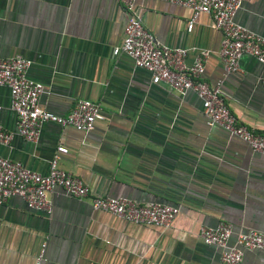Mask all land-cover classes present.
<instances>
[{
  "label": "crops",
  "instance_id": "crops-1",
  "mask_svg": "<svg viewBox=\"0 0 264 264\" xmlns=\"http://www.w3.org/2000/svg\"><path fill=\"white\" fill-rule=\"evenodd\" d=\"M142 23L162 44L189 48L190 64L208 51L203 78L222 77L221 31L201 13L191 29L187 7L135 0ZM233 20L264 37V0H242ZM125 15L115 0H0V58L30 60L26 76L40 82L43 108L64 115L77 99L100 105L103 118L83 133L44 122L37 139L15 133L9 94L0 86V126L12 137L0 156L45 174L57 145V166L78 177L90 195L128 197L178 206L167 228L133 224L94 210L55 187L49 215L28 209L18 196L0 205V264H220V249L204 244L200 226L225 221L233 232L264 231V155L218 126L208 127L200 101L135 67L119 44ZM264 65L248 54L222 78L230 111L254 131L264 129ZM233 235L228 243L233 242ZM238 264H264V250H244Z\"/></svg>",
  "mask_w": 264,
  "mask_h": 264
},
{
  "label": "built area",
  "instance_id": "built-area-1",
  "mask_svg": "<svg viewBox=\"0 0 264 264\" xmlns=\"http://www.w3.org/2000/svg\"><path fill=\"white\" fill-rule=\"evenodd\" d=\"M122 5L125 21L119 44L111 48V54L124 53L135 67L145 69L153 84L162 83L168 89L184 94L192 91L200 101L201 113L208 127L218 126L229 135L244 141L251 150L264 155V129L254 131L230 111L224 102L222 78L238 70V59L248 54L264 65V37L233 20L242 0H162L187 7L190 10L186 22L189 31L201 13L211 17L212 27L221 31L218 56L222 77L213 83L203 78L204 61L208 51L199 49L190 64L184 58L186 47H170L156 41L144 28L135 0H115ZM30 60L20 55L0 58V86L9 94V107L15 114V133L28 142H34L44 122L59 127L69 126L87 133L94 123L103 118L100 105L88 99H77L64 115L53 113L38 103L44 92L43 85L26 76ZM264 91V76L258 79ZM12 133L0 126V144L7 145ZM66 148L57 145L49 159L45 174L35 172L21 162L0 156V205L12 195L22 199L28 209L51 213L49 193L55 187L77 199L88 198L90 207L110 213L124 221L158 228H167L179 211L178 206L156 201L139 202L128 197L90 195L89 188L78 177L57 166L60 154ZM199 237L204 244L220 249V264H238L244 250H264V231L246 230L233 232L232 225L221 221L214 226H200ZM233 235L232 243H228ZM44 241L39 245L32 264H41Z\"/></svg>",
  "mask_w": 264,
  "mask_h": 264
}]
</instances>
